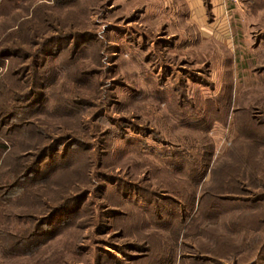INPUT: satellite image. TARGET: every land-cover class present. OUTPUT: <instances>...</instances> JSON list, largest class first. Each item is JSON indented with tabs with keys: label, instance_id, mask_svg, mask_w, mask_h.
<instances>
[{
	"label": "rangeland",
	"instance_id": "1",
	"mask_svg": "<svg viewBox=\"0 0 264 264\" xmlns=\"http://www.w3.org/2000/svg\"><path fill=\"white\" fill-rule=\"evenodd\" d=\"M258 1L0 0V264H153L159 218L236 181L170 255L264 264Z\"/></svg>",
	"mask_w": 264,
	"mask_h": 264
},
{
	"label": "trees",
	"instance_id": "2",
	"mask_svg": "<svg viewBox=\"0 0 264 264\" xmlns=\"http://www.w3.org/2000/svg\"><path fill=\"white\" fill-rule=\"evenodd\" d=\"M206 5H209L208 0H203ZM243 5H261L262 3L258 0H242ZM6 52V51H5ZM9 117H12L9 115ZM9 150L7 147V142H2L0 144V154L5 153ZM50 149H44L41 151L36 159H37V164H39L43 159L47 157L46 151ZM17 169V168H14ZM32 169V168H31ZM31 169L27 171L25 176H29L31 174ZM15 171V170H14ZM7 174L14 175L16 172H10L8 169L6 170ZM5 173L0 172V191L3 190L5 191V198L0 196V202L5 203L4 200H7L9 197V191H7L6 187L8 186L7 183H3L6 181H2L1 177H4ZM23 178V177H21ZM192 183L190 182V185ZM194 186V185H192ZM249 186H252L251 184H245L243 181H236L234 184H232L229 187H211L210 185L202 186V189L204 190L201 193V197L197 202L195 203V209L194 203H190V206L183 211V216L184 217H177V213L175 212H170L169 214H166L165 216H161L159 226L162 227V229L167 232L168 237H167V246H165V243H162V252L163 254L154 257L156 260L153 261V264H175V260H172L173 258L171 257V252L177 248V246L185 247L186 241H191L197 246V236L200 233V229L203 226L204 222H207L208 220H212V217H216L217 212L215 209L210 207V204H207V200H211L213 204H220V203H228V202H235L239 201L238 199H234V195H237L238 191L239 192H246L249 193L250 189ZM15 186L11 185L10 189L14 188ZM220 188V189H218ZM6 189V190H5ZM217 189V190H215ZM215 190V191H214ZM251 192V191H250ZM192 200V199H191ZM259 200V199H257ZM190 201V200H189ZM184 204L185 200H183ZM186 205V204H185ZM181 212V211H180ZM55 213H51L43 222L48 221ZM185 214V215H184ZM166 234V235H167ZM180 240V241H179ZM201 245V244H200ZM187 248V246H186ZM197 249V248H196ZM164 250V251H163ZM203 248H198L197 252H205L203 251ZM206 250V249H205ZM2 253V251L0 252ZM203 254V253H202ZM206 254V253H205ZM170 255V256H169ZM200 258V257H197ZM222 258V257H218ZM0 259H4L3 254L0 256ZM190 259L186 257H179L178 263L177 264H193V263H185L186 261H189ZM198 261L200 259H194V261Z\"/></svg>",
	"mask_w": 264,
	"mask_h": 264
},
{
	"label": "crops",
	"instance_id": "3",
	"mask_svg": "<svg viewBox=\"0 0 264 264\" xmlns=\"http://www.w3.org/2000/svg\"><path fill=\"white\" fill-rule=\"evenodd\" d=\"M190 5H206L203 0H185ZM224 0H208L209 5H223Z\"/></svg>",
	"mask_w": 264,
	"mask_h": 264
},
{
	"label": "built area",
	"instance_id": "4",
	"mask_svg": "<svg viewBox=\"0 0 264 264\" xmlns=\"http://www.w3.org/2000/svg\"><path fill=\"white\" fill-rule=\"evenodd\" d=\"M231 1H233V2H234L235 0H231Z\"/></svg>",
	"mask_w": 264,
	"mask_h": 264
}]
</instances>
